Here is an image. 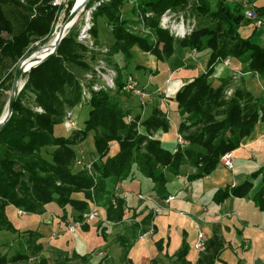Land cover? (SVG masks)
<instances>
[{
	"label": "trees",
	"instance_id": "1",
	"mask_svg": "<svg viewBox=\"0 0 264 264\" xmlns=\"http://www.w3.org/2000/svg\"><path fill=\"white\" fill-rule=\"evenodd\" d=\"M98 1L91 0L87 9ZM128 1L110 0L92 14L95 41L99 40V18H105L115 39L106 55L123 54L127 64L132 58V49L138 47L160 62L176 56L175 65L183 66L185 51L210 52L206 72L185 84L172 98L180 117L177 132L184 144L177 143L169 150L155 136L146 140L151 132L169 131L168 114L159 107L142 122L140 116L127 121L128 114L121 108L120 96L131 93L124 90L120 66L116 73V92L91 91L90 100H83L85 75L92 71L93 63L101 54H94L93 63L87 60L84 56L87 48L78 42L80 30L71 28L56 54L24 76L26 82L13 114L0 130V234L16 236L13 244L7 245H16L12 248L16 250L12 254L0 252V264H29L31 260L35 264L50 263L43 254V236L36 230L18 231L8 218V208L44 214L47 205L56 203L63 211L71 208L76 212L70 218L64 214V220L79 222L96 203L98 209L110 206V222H122L123 214L114 217L111 203L117 200L122 209L124 201L117 196L115 199L114 191L118 184L132 178L135 170L152 182L157 196L165 199L169 174L179 176L181 167L187 165L195 170L190 180L210 176L225 154L239 149L243 140L264 124V99L254 97L244 84L235 87L231 95L228 94L230 77L220 80L219 88L213 86L217 65L227 60L241 65L244 74L264 78V47L251 38H243L239 32L251 22L245 15V0H234L229 6L220 3L215 13H211L210 0H195L192 5L190 0H131L132 14L150 33L145 36L132 32L122 18L121 10ZM53 2L0 0V91L14 78V69L11 72L9 69L24 60L30 46L39 42L43 47L51 39L58 17L65 9V6L54 7ZM68 3L67 16L72 1ZM190 5L191 15H208V23H202L184 39H177L160 27V18L167 10L187 13ZM255 10L264 20V6ZM28 94L33 96L31 102H25ZM83 101L86 103L82 104ZM81 104L90 109L85 129H77L67 137L57 136L55 127L73 115L72 110ZM90 132L95 134L96 150L93 160L88 162L92 164L91 169L85 165L76 172L75 166L79 163L76 147L83 144ZM142 142H147L145 148H141ZM113 144L118 151L112 155ZM46 151L48 158L43 155ZM256 178H260V183L255 192L254 182L248 180L241 186L221 191L222 200L251 196L264 213V167L252 174V179ZM81 194H84L83 200L78 197ZM222 249L217 239L208 242L198 264H216ZM187 257L188 247L184 246L172 260L174 264H191Z\"/></svg>",
	"mask_w": 264,
	"mask_h": 264
},
{
	"label": "crops",
	"instance_id": "2",
	"mask_svg": "<svg viewBox=\"0 0 264 264\" xmlns=\"http://www.w3.org/2000/svg\"><path fill=\"white\" fill-rule=\"evenodd\" d=\"M246 5L253 6L257 18L264 20L258 15L255 10L256 7H261L256 4L255 0H245ZM247 8H245V11ZM249 25H244L240 29V34L243 38H251L256 43L255 39L262 40L264 47V24L258 26L257 22L253 20ZM108 27L107 25H105ZM109 28V27H108ZM110 29V28H109ZM113 38V34L110 29ZM102 48L107 50L115 43L108 45L99 37ZM143 53V60H148L151 64L149 71V81L154 84L152 91L145 90V96L138 98L136 96L126 97L120 96L121 108L126 112L127 118L134 119L140 116L141 122L145 120L154 108H161L168 114L170 123L174 124L173 120L179 117L176 110L170 107V101L176 93L187 83L191 82L193 77H181L183 69H189L188 61L202 63L197 57L199 52L185 51L183 54V66H176V56L169 61L160 62L154 56ZM206 60H209L210 52L205 51ZM118 57V56H115ZM112 58V57H111ZM114 59V56H113ZM205 59V58H204ZM111 67H108L110 69ZM228 60V62L220 63L216 67V72L213 76V84L215 79L222 80L230 77L236 82L239 79V84H244L245 88L249 90L247 81L259 75L251 73H242L241 68ZM195 70V69H193ZM229 70V74L226 72ZM192 71V70H190ZM194 72V71H192ZM237 73L239 75H234ZM129 78V77H128ZM152 85V84H151ZM232 90V89H231ZM233 91V90H232ZM147 98L149 102L153 103L152 109L148 112ZM177 132V136H178ZM157 138L161 139L163 134H156ZM176 145H174L172 150ZM168 149V148H167ZM233 170H229L223 165H220L208 177L197 180H190V176L195 172L191 167L183 169L179 176L168 175L167 184V198H160L153 190V184L149 179H145L139 173H134L132 178L118 184L117 197L121 198L124 203L122 209H119L118 201L114 200L111 205L114 211V217H118L119 213L123 214L122 222L109 221V205L99 208L100 223L95 226H105V233H115V226L120 225L119 233L113 234L112 237L120 239V241L131 240L133 243L139 237L141 231L152 230V236L147 239H138L131 249H127L129 258L133 264H139L137 259H133L132 255L136 247L142 245L147 248L152 254V262L163 264L160 258L173 259V256L179 252L184 246L188 247V261L191 264H198L201 254L205 251L208 242L218 240L222 243L223 249L220 252L216 264H264V213L259 211L251 196L239 199L235 197H228L224 200L221 198V191L227 187L241 186L246 181H255L252 179V174L264 167V124L259 125L256 130L247 138H245L239 149L231 153ZM145 179V181L143 180ZM145 182L142 185V181ZM146 189L142 191V187ZM135 193H147L158 198L160 205L163 207L159 214H153L151 209L145 203H140L141 206L132 208L129 199L136 197ZM169 197H174L170 202H167ZM13 208V207H10ZM9 209V208H8ZM15 209V208H14ZM132 210V219L127 217V211ZM8 211V210H7ZM103 215V217L101 216ZM102 217V218H101ZM130 217V216H129ZM96 221V220H95ZM93 221V222H95ZM82 226V231L79 230V239L76 240L75 235L62 231L60 236L70 235V239L66 241V251L73 254L77 250L78 254H83L85 250V243L81 236L91 234L95 229L92 223ZM128 223V224H127ZM109 227H108V226ZM123 226H125L123 228ZM87 228V229H85ZM107 229V230H106ZM201 230L206 235L205 247L199 251L195 248L197 234ZM77 232V231H76ZM116 238V239H117ZM140 241V242H139ZM69 242V243H68ZM148 243H150L148 245ZM79 244V245H78ZM107 244V243H105ZM69 245L71 247H69ZM77 246V248L75 247ZM75 247V248H74ZM74 248V249H73ZM74 250V251H73Z\"/></svg>",
	"mask_w": 264,
	"mask_h": 264
},
{
	"label": "rangeland",
	"instance_id": "3",
	"mask_svg": "<svg viewBox=\"0 0 264 264\" xmlns=\"http://www.w3.org/2000/svg\"><path fill=\"white\" fill-rule=\"evenodd\" d=\"M70 1H72L71 9H70V11H71L74 7L75 0H69V2ZM109 1L110 0H99L97 3L94 4V6L91 9L85 8L83 10V12L79 15L76 23L73 26L74 27L73 30H80V33L78 36V42H80L81 44H83L87 48L88 52L84 55L85 58H87V60H90L91 63H93L92 58L94 57V54L95 53L101 54L100 56L97 57L98 59L95 61V63H93V65H92L93 69L90 72H93L95 70L99 61H103L105 63L104 67H107V68L111 67L109 72L104 70L105 74H108L110 77L111 76L116 77L117 76V74H116L117 73V67L120 66V68L123 69V78L125 80H128V77H129L139 88L146 87L144 89L147 92L152 91L154 88V86H153L154 84L151 82V80L149 81V73L144 70V68H145L149 71L151 64L149 63L148 60H146V59H145V61L143 60V58H142L143 53L138 47H135L132 49V51H131L132 52V58L126 64L123 54L117 55L118 57L114 56V59H113V56L111 58V56L106 55L108 53V51L107 52L103 51V50H106V48H102L100 41L98 40L96 42L95 39L93 38V35H92V29H93L92 14H93V12L97 11L98 7L108 3ZM190 1H191L190 2L191 5L195 2V0H190ZM255 1H256L257 5L264 6V0H255ZM232 2H234V0H210L208 4L212 10L211 13H215V12H217V9L219 8L220 3L229 6ZM68 4H67V6H68ZM191 5L189 6V11L187 13H176L175 12V14L178 15L179 17H184L185 21L187 23L188 22L190 23V26L193 28L192 32H194L199 28V26L202 23L203 24L208 23L209 17H208V15L206 17L192 16L191 12H190ZM132 7H133L132 1L129 0L128 3L125 5V7L122 8L121 14H122L123 20H126L129 23V25H130L129 27L131 28L132 32H134L138 35H141V36H145V35L150 34L147 29H144L143 24L142 25L139 24L140 20L137 18V16L132 14V11H131ZM65 9H67V7H65ZM65 9L60 13V15L58 17V20H57L55 27H54L53 35H52L51 39L48 40L49 42L45 45L46 46L45 49L49 46L52 39L58 34L60 29L64 25L65 21L67 20L68 16L66 14ZM88 18L90 20L87 22ZM97 21H98L99 37L102 39V41H104L105 43L110 45L113 42L114 37L112 38V35L110 33V29L105 26L106 25L105 18H103V19L99 18ZM69 31H70V29H69ZM69 31H68V33H69ZM192 32L190 33V35L192 34ZM85 33L89 34L88 37L86 39H83V41H80V38L82 36L81 34L85 35ZM255 41H256V43H261V44L263 43L262 40H260V39H255ZM110 47H112V45ZM39 48H41L39 42L32 44L30 46V49H29L28 53L26 54V56L28 54H30L31 52L35 51L36 49H39ZM42 53L43 52L36 54L35 56L31 57L29 60L35 59L38 55H40ZM197 57L200 61L202 60V63L201 62L198 63V62L188 61L187 65L190 68L189 69H187V68L183 69V73L181 74V77L191 76V77H193L192 79H196V78L201 77L206 72L207 65H208V61L206 60L207 54L206 53H204V54L199 53V54H197ZM225 62H228V60ZM232 62H234L237 65V67L242 68V66L239 65L238 63H236L235 61L232 60ZM115 64H117V65L115 66ZM16 67L9 69L10 72L14 69L13 75L15 73ZM114 67H115V69H114ZM193 69H195V70H193ZM190 70H192L194 72H192ZM226 72L229 74L230 71L226 70ZM234 75H239V74L234 73ZM85 79H86V77H85ZM237 80L238 81L236 82V80H234L233 77L230 78L229 83H230V87L232 90L238 86L239 79H237ZM25 82H26V80H24V77H23L21 79V87H23L25 85ZM247 84H248V88H249L248 91L254 97L259 98V99H264V78H261L260 76L259 77L256 76V77H254V79L250 78V79H248ZM220 85H221L220 80L215 79L214 84H213L214 88H219ZM6 86H7L6 88H4L2 91H0V104H3L2 105L3 111L1 113L0 119L6 113L7 105L9 103L11 93H12L13 79H11L7 83ZM113 92H116V91L113 90ZM127 96L128 95H126V97ZM131 96H134V95L131 94ZM128 97H130V96H128ZM32 98H33V96L28 94L25 102H31ZM88 100H90V98L85 99V101H88ZM146 100H147V98L144 101L146 102ZM85 103L86 102H84V101L82 102V104H85ZM82 104L78 105L77 107H75L72 110L73 115L71 117V120L73 122H75L77 128L80 130L85 129V121L88 119L89 111H90L89 107H86L85 105L82 106ZM147 106L149 108L148 112H150V109H152V107H153V103L149 102L147 100ZM170 107L173 111L176 110L177 107H176V103L174 100L170 101ZM173 122L176 125V127L178 128V126L180 125V118L176 117V119L173 120ZM137 124H138V127L140 128L141 127L140 123H137ZM55 134L57 136H65V137L70 135V133L68 132V130L64 126V121H63V123H60L55 127ZM156 134L160 135V133L151 132L148 135L149 137L146 138V140L154 138V136H156ZM94 136H95V134L93 132H90L88 134L87 139L83 142V144L76 147L78 160H79V162H82V165H80L79 163L76 164V166H75L76 172L81 171L85 165H87V166L92 165V164H89L88 162H91V160H93L92 156H94L96 154L95 145H94ZM177 138H178L177 129L175 128V126L172 123H170L169 131L167 133H164V136L161 139V143L165 148L171 149L174 145L177 144ZM146 143L142 142L141 148H145L147 146ZM110 150H111L110 154L113 155V154L117 153L118 147L113 144L111 146ZM43 155L48 158V152L47 151ZM183 169L185 170V169H189V168L186 165L184 167H181L182 171H184ZM135 173H136V170H135ZM93 175L95 176L94 173H93ZM259 179L260 178H256L254 181L255 186H254L253 192H255L256 189L258 188V185L260 183ZM143 180L145 181L144 178H143ZM144 184H145V182L142 183V185H144ZM145 189H146V186H143L142 191H144ZM114 193H115V199H116V196H117L116 191H114ZM78 197L80 198V200H83L84 194H81ZM104 200L108 201V198L105 197ZM103 202H105V201H103ZM129 202L131 203L132 208L133 207L137 208V207L141 206V204H140L141 201L138 200L136 197H131V199H129ZM46 209H47V212L44 214H30V213L23 212L22 215H19L18 210L14 209V208H9L7 211V214H8V218L10 219L11 223L15 226V228L18 231L36 230L43 236V239H42V242L44 245L43 254L49 258V260H50L49 264H133L129 258L130 252L127 249H131L132 245L138 241L139 237L136 238L137 240L134 243L131 240L120 241V239L118 240L117 237H116L117 239L114 238L115 236L112 237L113 234L117 235V233H119V231L121 229L119 227L120 225L115 226L116 228L118 227L115 230V233L108 234V233H105V230H104L105 226H103V224H108V223L103 222L102 225L95 226L97 223H100V221L96 220L95 222L92 223V227L94 226L95 230L91 234H88V232H87L86 235L81 236L83 238L82 241H83V243H85L84 245L86 248L84 251H80V252H84V253L78 254L77 250H75V251L73 250L74 253L72 254L71 248H70V252L66 251V247H67L66 241L70 239V235H66L65 237H63V235L60 236V234L62 233L63 230H65L68 233L76 234L75 235L76 240L79 239V236H78L79 230H76L77 232H74V233H72L68 230L69 226L73 225L76 222L73 221V219L72 220H70V219L64 220V217H63L64 214L67 213L68 217L70 218L71 214H73V215L76 214L75 210H73L71 208H67L65 211H63L56 203H51V204L47 205ZM131 214H132V210L129 209L127 211V217L130 219H132ZM83 216L81 217V219H83ZM101 216L105 220L104 216L103 215H101ZM84 225L85 224H83L82 226H84ZM82 226L79 227L80 231L83 230ZM124 227L125 226H123V228ZM15 239H16L15 235H12L9 233L0 234V252L5 254L8 251L9 253L12 254L16 250V249L12 250V248L13 247L16 248V245H14L13 247H11V246L7 247V245L10 243L13 244ZM105 243H107V244H105ZM143 243L144 242H141L140 244H142V245L135 248L133 255H132L133 259H137L140 262L139 264H159L157 261H156V263H151L153 260L152 254L149 252L148 246H147V248L144 247ZM3 244H5L6 246H4ZM149 244L150 243H148V245ZM69 247H71V246L69 245ZM75 247L77 248V246H75ZM160 260L163 262V264H174L172 258L170 260V259L162 257V258H160ZM35 262L36 261L31 260L29 262V264H35ZM22 264H24V263H22Z\"/></svg>",
	"mask_w": 264,
	"mask_h": 264
},
{
	"label": "built area",
	"instance_id": "4",
	"mask_svg": "<svg viewBox=\"0 0 264 264\" xmlns=\"http://www.w3.org/2000/svg\"><path fill=\"white\" fill-rule=\"evenodd\" d=\"M69 0H54L53 6L54 7H67ZM247 10L245 11L246 18L248 20H253L257 22V25L260 27L264 23L263 21L259 20L257 18V14L254 12V7L246 5ZM160 27L164 30H168L175 38L177 39H184L190 35L193 28L190 26V23L186 22L184 17H179L175 14V12H172L171 10H167L160 18ZM83 32V31H82ZM80 41H83V39H86L88 37V33L81 34ZM107 52L108 50H103ZM193 53H196L195 50H193ZM104 62L99 61L97 67L93 72H88V74L85 75L86 79L83 82V100L91 98V91L94 92H100V91H113L116 90V77H110L108 74H105L104 70L109 72L110 69L107 67H104ZM124 90L126 92L131 93L132 95L142 98L145 96V90L142 88H139L130 78L128 80H125V88ZM232 92V90H230ZM228 92L229 95H231V92ZM39 111H42L41 109H38ZM72 115H69L64 119V126L68 130L69 133H72L73 131H76L78 128L71 120ZM131 118H127V121H131ZM140 130V128H139ZM155 138H157L155 136ZM177 143L182 146L184 144V141L181 136L178 135ZM176 151V150H175ZM82 162H79L81 164ZM221 165L226 167L229 170H233V160L231 153L225 154L221 158ZM88 169H91L90 165L87 166ZM118 188L116 189V195H117ZM136 196L138 200L141 202L147 204V206L151 209L153 214H159L163 207L160 205L158 198L156 196L147 194V193H135L133 194ZM174 199V197H169L167 199V202H170ZM19 215L23 214V211L19 210ZM100 219V212L98 209V206L96 203H94V206L91 208V210L84 214L83 220L74 223L73 225H70L68 230L72 233L76 232L77 228L82 226L83 224H89L95 220ZM152 236V230L148 231H141L139 233V239H147ZM206 242V235L204 232L199 230L197 234V239L195 242V248L199 251L203 250L205 247Z\"/></svg>",
	"mask_w": 264,
	"mask_h": 264
},
{
	"label": "water",
	"instance_id": "5",
	"mask_svg": "<svg viewBox=\"0 0 264 264\" xmlns=\"http://www.w3.org/2000/svg\"><path fill=\"white\" fill-rule=\"evenodd\" d=\"M91 0H86V2L84 3V5L82 7H78L75 6L73 7V9L70 11V14L67 18V20L65 21V26L62 29L60 36L57 37L56 42L54 44V50L51 51L50 53L46 54V56L44 58H40V59H36L34 60V65L29 69L26 70L24 65L26 64V61H28L31 57L35 56L38 53L44 52L47 49H45L46 46L41 47L39 49H36L35 51L31 52L30 54H28L24 60L22 62H20L15 70L14 73V78H13V86H12V93H11V97L9 100V103L7 105V109H6V113L5 115L0 119V130L6 125V123L10 120L12 114H13V110H14V106L16 103V100L22 90L21 87V79L29 72H31L32 69L38 67L40 64L44 63L45 61H47L49 58H51L52 56H54L61 44V42L63 41V39L67 36L68 31L67 28L70 26V29L74 26V24L77 21V18L79 17V15L82 13V11L87 8V6L89 5ZM90 19H87V22ZM65 31H67L65 33ZM38 58V57H37Z\"/></svg>",
	"mask_w": 264,
	"mask_h": 264
},
{
	"label": "bare ground",
	"instance_id": "6",
	"mask_svg": "<svg viewBox=\"0 0 264 264\" xmlns=\"http://www.w3.org/2000/svg\"><path fill=\"white\" fill-rule=\"evenodd\" d=\"M85 2H86V0H75V4L74 5L75 6H78V7H82ZM65 24L66 23H64V25L62 26V28L60 29V31L58 32V34L52 39L51 43L46 48L47 49L46 51H44L42 54L38 55L37 56L38 58L36 57L35 59L26 61V64L24 65V67H25L26 70H29L34 65V60L40 59V58H44L46 56V54H48V53H50L51 51L54 50V44L56 42V39H57L58 36H60V33H61L62 29L64 28ZM69 29H70V26L67 28V30H69ZM66 32L67 31H65V33Z\"/></svg>",
	"mask_w": 264,
	"mask_h": 264
}]
</instances>
